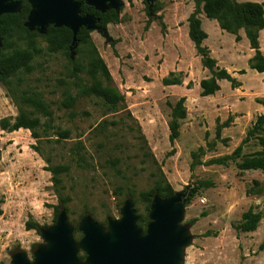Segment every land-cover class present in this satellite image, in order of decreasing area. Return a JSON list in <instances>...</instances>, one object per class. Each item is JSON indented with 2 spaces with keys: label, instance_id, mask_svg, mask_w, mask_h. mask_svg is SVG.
I'll return each mask as SVG.
<instances>
[{
  "label": "rangeland",
  "instance_id": "obj_1",
  "mask_svg": "<svg viewBox=\"0 0 264 264\" xmlns=\"http://www.w3.org/2000/svg\"><path fill=\"white\" fill-rule=\"evenodd\" d=\"M117 1L119 22L106 24L104 34L87 31L89 42L108 70L110 85L123 97L116 111H106L92 97L75 99L67 108L60 105L87 83L82 71L76 74L77 79L71 77L70 65L73 61L86 63L85 47L78 56L73 51L72 58L69 50L68 56L48 54L44 39L36 37L41 53L34 58L31 73L21 76L18 83L14 80L19 89L39 93L49 105L53 124L69 133L60 143H54L55 137L49 133L37 146L50 165L69 166L62 179L63 194L69 198L66 219L73 241L77 244L81 238L78 226L84 216L106 229L107 221L119 219L123 202L130 199L136 217L143 216L148 223L139 193L156 185H168L173 193H187L198 182L208 181L211 187L199 190L183 205L178 226L186 229L190 240L181 248L178 264H264V246L259 249L264 236V195L246 193L259 172H239L235 167L239 159L190 168L191 154L198 148L201 152L196 159L200 163L231 154L264 108V80L248 68L252 51L242 30L237 32L241 40L235 42L234 36L198 11L196 16L206 34L201 45L216 66L240 86L231 89L228 82L220 80L216 93L200 97L198 83L209 73L187 37L186 19L194 11L193 2ZM257 41L264 57V30L258 33ZM169 73L180 78V85H162ZM180 97L184 98L185 117L170 144V107ZM16 114L0 84V119ZM75 142L83 146L86 168L71 161L70 148ZM34 143L27 130L0 131V264H10L15 251L32 262L34 250L45 245L40 231L55 221L53 207L58 199L44 161L29 148ZM257 150L256 141L249 139L240 156ZM249 206L261 214L257 227L252 232L236 233L232 225ZM26 223L36 224V230H26ZM76 255L82 256V251L78 249Z\"/></svg>",
  "mask_w": 264,
  "mask_h": 264
},
{
  "label": "trees",
  "instance_id": "obj_2",
  "mask_svg": "<svg viewBox=\"0 0 264 264\" xmlns=\"http://www.w3.org/2000/svg\"><path fill=\"white\" fill-rule=\"evenodd\" d=\"M19 2V10L14 14H4L0 16V84L5 87L7 97L12 101L16 108L14 118H1L0 131L10 133L17 132L19 129L27 130L30 138L35 143L29 148L40 157L38 143L41 139H47L49 133L54 138V143H60L68 138L67 130L61 129L53 124V114L49 105L43 100L39 93L33 90L19 89L16 83L22 81L21 76L29 75L32 71V62L34 58L41 53V49L36 45L35 38L41 37L46 43V52L48 54L62 52L68 56V47L71 34L64 27L55 28L47 26L44 34H38L35 30L28 31L23 23L30 10L25 0H16ZM79 4L80 15H91L97 20L96 26L104 29L108 23H118L119 19L113 10H107L100 13L92 7L85 4V0H75ZM194 5V11L187 17V37L192 43L195 53L200 57L201 66L209 73V77L199 81V96H211L219 90L218 81L224 80L229 83L231 89L239 87V83L231 77L224 69L216 66L215 60L209 57L206 47L202 46V41L206 34L200 28L198 11L208 20L216 23L217 27L234 36V41L239 40L238 30H242L248 43L252 56L247 60L248 68L262 75L264 80V57L258 47V33L264 30V3L254 2H236L235 0H191ZM76 48L74 53L78 56L84 47L87 51L86 63L80 64L77 61L70 62L71 77L76 78V74H84L87 83L80 85L74 95H68L61 102V106L67 108L75 99L89 98L99 100L106 111L114 112L123 103V97L118 91L110 85V75L102 59L97 55L91 43L88 40V32L80 28L75 36ZM243 72L240 71L239 74ZM14 80L16 83H14ZM164 86L180 85L181 80L173 73H169L161 80ZM65 101V102H64ZM184 98L180 97L173 106L170 107L168 128V141L170 144L178 136L179 121L185 117ZM104 122L101 123L99 129ZM225 125V123H224ZM224 127V126H222ZM264 112L257 115L246 131L245 137L235 147L231 154L220 158L210 159L207 162L200 163L196 159V154L201 152L198 148L197 153L191 154L190 168L196 165H225L226 162H234L239 172L260 171L264 176ZM254 139L259 150L240 156L242 146L249 140ZM48 141V140H46ZM145 144V142H144ZM71 161L75 166L86 168L88 166L83 146L75 142L70 148ZM45 163L44 170L50 174V184L54 195L58 199V205L53 207L54 219L59 210L67 213L66 205L69 198L63 194V176L69 172V166L66 164L50 165L48 157H41ZM252 187L246 192L248 195H264V187L256 180L251 181ZM211 187L208 181L198 182L187 192L185 202L190 201L196 193L204 188ZM157 195L160 199L170 198L174 193L168 185L161 188L159 185L147 192L139 193L140 199L145 203V212L148 213L151 197ZM134 203L133 200H131ZM261 218L260 212L254 211L253 206H249L240 217V221L232 225L236 233L252 232L256 229ZM53 219V220H54ZM147 224V219L138 215L136 225L143 232V227ZM34 223H26V230H36ZM264 246V236L259 249ZM79 259L83 258L78 256Z\"/></svg>",
  "mask_w": 264,
  "mask_h": 264
},
{
  "label": "water",
  "instance_id": "obj_3",
  "mask_svg": "<svg viewBox=\"0 0 264 264\" xmlns=\"http://www.w3.org/2000/svg\"><path fill=\"white\" fill-rule=\"evenodd\" d=\"M25 1L30 10L23 26L38 34H44L49 25L69 30L70 58L80 28L105 33L104 29L96 26L97 20L93 16L79 15V4L75 0ZM85 4L100 13L107 9L116 12L119 6L117 0H85ZM19 7L16 0H0V16L14 14ZM186 196V192H179L170 198L160 199L154 194L144 232L136 225L137 217L130 199L123 202L119 219L107 221L106 229L89 216H84L78 226L81 238L77 244L72 239V228L67 223L65 212L59 210L53 226L40 231L45 245L34 250L33 261L27 262L21 252L15 251L10 264H178L180 250L190 240L186 229L178 226ZM78 249L85 255L82 260L76 256Z\"/></svg>",
  "mask_w": 264,
  "mask_h": 264
},
{
  "label": "crops",
  "instance_id": "obj_4",
  "mask_svg": "<svg viewBox=\"0 0 264 264\" xmlns=\"http://www.w3.org/2000/svg\"><path fill=\"white\" fill-rule=\"evenodd\" d=\"M200 22V21H199ZM201 28V27H200ZM202 30V29H201ZM203 31V30H202ZM204 32V31H203ZM205 33V32H204ZM238 36H240V35H238ZM241 36L239 37V39L241 40ZM206 39V38H205ZM204 39V40H205ZM239 88H240V86H239ZM235 90H237V89H235ZM264 107V106H263ZM264 112V108L262 109V111L260 112V114L261 113H263ZM259 115V114H258ZM19 130H21V129H19ZM255 171H258V170H255ZM259 173L257 174L258 175V177L256 178V179H254V180H256V181H258L263 187H264V176H263V174L260 172V171H258Z\"/></svg>",
  "mask_w": 264,
  "mask_h": 264
},
{
  "label": "flooded vegetation",
  "instance_id": "obj_5",
  "mask_svg": "<svg viewBox=\"0 0 264 264\" xmlns=\"http://www.w3.org/2000/svg\"><path fill=\"white\" fill-rule=\"evenodd\" d=\"M80 15V14H79ZM80 16H82V15H80ZM82 254H83V252H82ZM77 256V255H76ZM85 257V255L83 254V258ZM77 258H78V256H77ZM83 258H81V259H79V260H82Z\"/></svg>",
  "mask_w": 264,
  "mask_h": 264
}]
</instances>
